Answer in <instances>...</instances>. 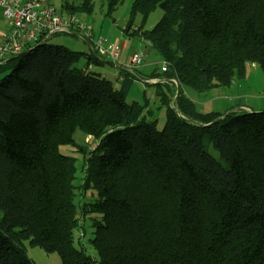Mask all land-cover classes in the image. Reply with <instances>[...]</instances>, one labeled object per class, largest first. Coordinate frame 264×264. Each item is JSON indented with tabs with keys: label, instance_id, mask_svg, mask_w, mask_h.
Instances as JSON below:
<instances>
[{
	"label": "trees",
	"instance_id": "trees-1",
	"mask_svg": "<svg viewBox=\"0 0 264 264\" xmlns=\"http://www.w3.org/2000/svg\"><path fill=\"white\" fill-rule=\"evenodd\" d=\"M95 1L61 10L90 16ZM106 2L112 17L122 0ZM157 8L151 30L134 28ZM126 30L168 63L162 130L126 99L156 72L121 67L117 88L78 66L104 64L94 52L48 42L0 64V264H36L26 244L62 264H264V112H202L186 93L264 72V0H133ZM78 130L96 145L80 148L76 183L61 147Z\"/></svg>",
	"mask_w": 264,
	"mask_h": 264
},
{
	"label": "rangeland",
	"instance_id": "rangeland-1",
	"mask_svg": "<svg viewBox=\"0 0 264 264\" xmlns=\"http://www.w3.org/2000/svg\"><path fill=\"white\" fill-rule=\"evenodd\" d=\"M50 1L57 9H62L61 0ZM132 6L133 0H122V3L114 12L113 16L109 17L107 16L108 5L106 0H96L94 12L90 16H87L91 20L93 26L97 29V35H102L107 38L110 43L120 40V49L122 51L121 61L131 57L136 52L142 51L145 53L146 58L144 65L140 67L139 71L143 75H149L156 72L159 75L158 80L155 81L154 79L150 80V82H160L162 87L150 83L145 84L146 81L136 79L131 89L128 91L126 99L129 103H147L146 114L148 120L157 122L158 129L162 130L165 127L167 119L166 107L162 106L160 96L157 95V93L162 90L165 92L168 91V87L165 86V84H167V78L162 74V68L165 61H163L157 52L149 46L142 37L131 36L127 32L126 29L130 25ZM162 15V10L157 8L145 23H143L142 17L138 15L134 20V28L144 25L146 30H151L161 19ZM9 29V21L4 18L2 9H0V32H6V30L8 32ZM48 43L62 45L77 52H83V50L88 48L89 52H91L87 42L82 37L77 38L72 34H57L50 38ZM108 59H101L104 61V64L102 65L92 63V66L94 67L95 72L101 73L103 77L112 81L117 88H120L119 77L114 76L112 72L114 71V67L109 64L110 62H117ZM87 62V59L83 58L78 66L83 69L88 68L86 67ZM172 84L173 86L170 84L169 87H171L173 92L176 90L177 97V90L180 88L179 84L176 80L172 81ZM186 93L196 100L195 103L199 111L226 112L227 110H238L239 107H246L247 109L244 110L246 112L261 113L264 112V72L258 65L251 66L246 79L238 81L228 88H221L219 93L214 90L209 92H197L192 89H186ZM75 139L78 143V147L63 146L61 147V152L68 156H74L77 159V176L79 179L76 183H78L82 176L84 161L80 148H85L89 151L96 145V141L93 138L85 136L80 130L76 132ZM212 152L216 155L213 150ZM77 202H79V198H77ZM93 231L94 229L90 226V222H87L85 229L86 237L83 241L86 243V246H88L87 252L94 258H97L98 254L91 249L89 243V240L93 237ZM26 247L29 257L36 264H62L61 258L57 253H46L41 248L31 247L28 244H26Z\"/></svg>",
	"mask_w": 264,
	"mask_h": 264
},
{
	"label": "built area",
	"instance_id": "built-area-1",
	"mask_svg": "<svg viewBox=\"0 0 264 264\" xmlns=\"http://www.w3.org/2000/svg\"><path fill=\"white\" fill-rule=\"evenodd\" d=\"M0 7L10 26L0 44V64L45 43L49 37L63 33L80 35L100 59L120 60V47L97 35L87 16L59 10L50 0H0ZM145 58L142 51L134 53L130 57L129 67H142ZM167 67L168 63L164 62L162 71H166Z\"/></svg>",
	"mask_w": 264,
	"mask_h": 264
},
{
	"label": "crops",
	"instance_id": "crops-1",
	"mask_svg": "<svg viewBox=\"0 0 264 264\" xmlns=\"http://www.w3.org/2000/svg\"><path fill=\"white\" fill-rule=\"evenodd\" d=\"M0 9H2L1 7H0ZM2 12H3V9H2ZM3 16H4V14H3ZM5 18V17H4ZM94 29H95V32L97 33V29L94 27ZM9 32V31H8ZM8 32H7V30H6V32L5 31H1L0 32V44L3 42V38H4V36L6 35V34H8ZM99 32V31H98ZM100 33V32H99ZM72 35H74V36H76L77 38H80L81 36L80 35H77V34H72ZM87 42V41H86ZM112 43H115V44H117L118 45V47H120V40H117V41H114V42H112ZM87 44H88V46H89V48L91 49V52H89V49L87 48V49H85V50H83V53H87V54H90V53H93V49H92V47H91V45L87 42ZM86 48V47H85ZM122 54V53H121ZM121 58H122V55H121V57H120V60H119V62H117V63H115L116 65H113V64H111V63H109V64H111V65H113V67H114V71H112L113 72V74H114V76H117V77H119V81L120 80H122L123 78L120 76V74H119V68H121V67H126V68H129L130 69V67H129V60H130V57H128V58H126L125 60H122L121 61ZM87 59V58H86ZM108 59V58H107ZM108 60H110V59H108ZM88 61V60H87ZM110 61H112V60H110ZM254 66V65H253ZM86 67H88V69L90 70V71H94L95 72V69H94V67L92 66V64H89L88 62H87V64H86ZM251 67V66H250ZM249 67V68H250ZM91 69H93V70H91ZM97 73H99V72H97ZM102 77H103V75L101 74V73H99ZM142 74V73H141ZM143 75V74H142ZM149 75H151V74H149ZM143 76H145L146 77V75H143ZM148 76V75H147ZM136 79H141L140 77H136ZM135 79V80H136ZM134 80V81H135ZM141 80H143V79H141ZM154 80V79H153ZM158 80V78H156L155 79V81H157ZM154 81V82H155ZM137 82H139V81H137ZM154 82H150L149 81V83L150 84H156V82L154 83ZM167 82V81H166ZM145 84H148V82H146ZM222 89H224V88H222ZM220 90L221 89H217V90H214V91H217V93H219L220 92ZM194 102L196 101L195 99H193L192 97H190ZM247 108L246 107H239L238 108V110H234V109H232V110H227L226 112H231V111H244V110H246ZM200 111H202V112H207L206 110L205 111H203V110H200ZM256 111H258V110H256ZM212 112H216V111H212ZM221 113V112H220ZM223 113V112H222Z\"/></svg>",
	"mask_w": 264,
	"mask_h": 264
},
{
	"label": "water",
	"instance_id": "water-1",
	"mask_svg": "<svg viewBox=\"0 0 264 264\" xmlns=\"http://www.w3.org/2000/svg\"><path fill=\"white\" fill-rule=\"evenodd\" d=\"M50 38H51V37H49V38L45 41V43L48 42V40H49ZM110 63H111V62H110ZM111 64L116 65L115 63H111ZM179 95H180V88H178V90H177V97H176V99L179 98ZM216 122H218V121H216Z\"/></svg>",
	"mask_w": 264,
	"mask_h": 264
}]
</instances>
